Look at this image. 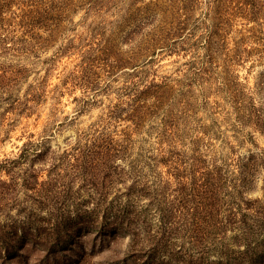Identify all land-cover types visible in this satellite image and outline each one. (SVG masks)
Listing matches in <instances>:
<instances>
[{
    "label": "rangeland",
    "instance_id": "rangeland-1",
    "mask_svg": "<svg viewBox=\"0 0 264 264\" xmlns=\"http://www.w3.org/2000/svg\"><path fill=\"white\" fill-rule=\"evenodd\" d=\"M23 1L14 0L10 9L19 13ZM52 5L49 19L33 31L19 25L17 14L1 16L0 163L16 159L30 142H41L33 149L58 156L94 130L106 129L116 139L127 133L128 154L114 160L116 165L129 171L130 161L137 162L138 181L152 189L161 180L174 181L171 165L160 162L169 151L188 164L197 156L210 166L222 165L231 191L247 200L249 208L242 203L240 209L256 231L255 206L264 204V0H54ZM133 109L142 116L138 128ZM250 154L261 155L262 164L245 180L240 171ZM50 163L30 155L0 168V224H16L24 244L29 242L21 238L25 228L19 223L28 213L53 220L54 206H42L38 192L23 186L32 170L39 183L46 180ZM59 164L68 169L66 162ZM130 172L134 175L132 167ZM130 184L114 183L111 192ZM89 195L91 190L74 180L65 204L72 213L82 200L87 205L82 209L90 208ZM153 197L134 203L155 216L156 230L157 209L167 205L159 195L150 204ZM176 197L171 193L167 200ZM81 230L64 235L48 255L27 248L20 256L18 244L9 256L0 253V264H139L123 259L128 238L122 231L109 249L92 242L94 230ZM240 232L228 229L229 249H243L235 239ZM185 234L176 236V247L190 249V233ZM262 240L264 235L254 237ZM205 257L215 260L212 252Z\"/></svg>",
    "mask_w": 264,
    "mask_h": 264
},
{
    "label": "trees",
    "instance_id": "trees-1",
    "mask_svg": "<svg viewBox=\"0 0 264 264\" xmlns=\"http://www.w3.org/2000/svg\"><path fill=\"white\" fill-rule=\"evenodd\" d=\"M13 1L0 0V22L6 12L17 14L19 25L26 31L42 26L40 22L49 19L46 15L54 10V0H24L21 3L24 8L16 13L10 9ZM110 114H116L115 110L110 111ZM132 120L138 128L142 116L137 109H133ZM123 135L116 139L106 129L94 130L79 136L73 145L58 156L49 150L37 151L33 146H42L41 142H30L22 146L16 159L1 162L0 168L19 165L30 155L35 161L48 159L51 169L47 170V179L39 183V174L32 170L27 180L24 179L23 186L38 192L37 202L40 200L42 206H54V213L52 221L28 213L25 220L19 223L20 227L25 228L21 238L29 244L20 241L15 232L16 224H0V253L9 256L10 251L20 244V256L27 248L42 249L48 255L60 244L64 235L71 236V232L79 228L94 230L96 233L92 242L95 240V245L98 242L101 247L109 249L116 241V232L122 231L128 238V251L123 259L134 258L139 264H264V240L254 241V237L264 235V204L262 207L255 206L257 220L254 231L246 223L247 217L243 212L249 208V204L246 199H242L240 191H231L234 185L228 181L222 165L210 166L205 159L197 156L190 158L188 164L179 153L169 151L168 156L161 158L160 162L171 165L169 174L174 181L161 180L160 186L152 189L145 180L138 181L140 170L137 162L130 161L129 171L114 162L117 158H126L128 154L130 136L127 133ZM260 156L250 154L246 158V164L242 165L240 171L243 179H250L258 171L262 164ZM63 162H66L68 169L61 170L59 163ZM131 167L134 175L130 172ZM127 179L131 184L123 192H111L114 183L123 184ZM74 180L88 187L91 197L87 201L90 208L82 209L87 206L86 201L82 200L72 213L65 203L72 196ZM38 184L42 187L40 190L36 188ZM3 185L0 183V186ZM171 193L177 197L169 201L167 196ZM2 194L0 191V196ZM147 194L154 196V199L149 198V203L151 200L156 201L155 196L159 195L161 203L167 205L157 209L159 226L156 230L152 229L155 216L147 207H136L134 203V198H142ZM242 203L245 209H240ZM238 215L240 219H237ZM41 221L47 223L41 224ZM239 227L241 232L235 239L239 247L242 243L243 249H229L224 243L226 233L230 228ZM188 232L190 249L176 247V236H186ZM116 248L117 245L112 249L111 259L117 256ZM208 252L214 254L215 260L208 261L205 257ZM78 262L79 259L76 260Z\"/></svg>",
    "mask_w": 264,
    "mask_h": 264
}]
</instances>
